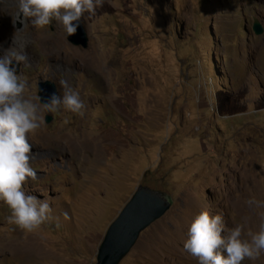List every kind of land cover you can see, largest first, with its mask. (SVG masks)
Here are the masks:
<instances>
[{"label":"rangeland","instance_id":"obj_1","mask_svg":"<svg viewBox=\"0 0 264 264\" xmlns=\"http://www.w3.org/2000/svg\"><path fill=\"white\" fill-rule=\"evenodd\" d=\"M82 21L86 48L28 28L24 51L41 62L25 96L38 103L39 77L61 96L67 79L85 107L43 114L29 134L37 178L23 190L48 201L50 219L22 230L0 202V264H95L138 186L172 204L120 264H199L183 244L203 210L249 239L264 222V206L246 203L264 202V0H104Z\"/></svg>","mask_w":264,"mask_h":264},{"label":"clouds","instance_id":"obj_2","mask_svg":"<svg viewBox=\"0 0 264 264\" xmlns=\"http://www.w3.org/2000/svg\"><path fill=\"white\" fill-rule=\"evenodd\" d=\"M11 3L17 20L23 28L20 34L23 43L4 50L0 56V202L10 210L9 223L26 231H33L50 219L51 207L47 200L23 190L25 182L37 178L30 165L32 145L29 134L34 133L44 122V115L61 108L81 113L84 102L67 79L59 81L62 95L53 94L47 102L38 103L25 96L29 87L26 79L16 74V64L27 65L24 48L28 44V28L42 29L55 21L67 36L74 35L78 22L85 12L95 13L104 0H3ZM30 21V25H29ZM77 22V23H74ZM249 206H264V202L249 199ZM67 217V213H64ZM222 233H226L222 235ZM243 238V226L236 225L225 230L222 215H212L208 210L195 216L188 230L183 247L199 264H242L245 259L254 260L264 252V222L255 233L248 232ZM226 252V256L224 253Z\"/></svg>","mask_w":264,"mask_h":264},{"label":"water","instance_id":"obj_3","mask_svg":"<svg viewBox=\"0 0 264 264\" xmlns=\"http://www.w3.org/2000/svg\"><path fill=\"white\" fill-rule=\"evenodd\" d=\"M252 31L257 36L263 32L257 19H253ZM66 39L73 46L87 47L88 38L80 21L76 33L71 36L66 34ZM37 91L41 103L47 102L53 94L57 95L55 85L49 81L40 82ZM51 121V116L45 117L46 124ZM171 204V197L162 191L138 186L107 227L97 250L95 264H120L135 246L141 233L163 217Z\"/></svg>","mask_w":264,"mask_h":264},{"label":"flooded vegetation","instance_id":"obj_4","mask_svg":"<svg viewBox=\"0 0 264 264\" xmlns=\"http://www.w3.org/2000/svg\"><path fill=\"white\" fill-rule=\"evenodd\" d=\"M13 7L14 6L10 2L4 3L3 0H0V56H3L5 49H8L9 47L14 46V41H15V44L23 43V41L20 38V34H18L17 37L14 36V38L12 40H8V39L5 40L3 38L4 33H6L9 30V27H14V31H16V32H17V30L23 28V24H21L19 22V20H17L14 23L13 17H12V22L10 23L9 22L10 18L9 17L6 18L5 16H3V15H5V9L6 8H13ZM79 21L81 23L83 22L82 17ZM29 25H30V21H29ZM30 28H32V27L30 26ZM32 29L34 30V28H32ZM40 31H41L40 36L45 38L44 41H46V42H51V43L55 44L56 42L62 43L63 39L67 41L66 33L63 31L62 27L59 24H57L55 21H53L52 24H50L49 26H46L45 28L40 29ZM30 37H31V35L28 33V40L30 39ZM70 45L73 46L72 44H70ZM27 57H28V63L26 66L23 64H16L15 61L13 62V66L14 67L16 66L15 68L17 69V73H16L17 75H22L24 73L33 74V76L28 77V78L25 76H21V77L23 79L28 80V85H29L28 88L33 89L35 92V61L40 63L41 57H39V56L36 57V60H35V55H27ZM46 61L48 62V68H51L50 63L53 64L54 63L53 60L47 59ZM40 82H43V80L39 77L38 81L36 83L37 88H38V84ZM54 85H55V83H54ZM55 88H56V85H55Z\"/></svg>","mask_w":264,"mask_h":264},{"label":"bare ground","instance_id":"obj_5","mask_svg":"<svg viewBox=\"0 0 264 264\" xmlns=\"http://www.w3.org/2000/svg\"><path fill=\"white\" fill-rule=\"evenodd\" d=\"M8 30V29H7Z\"/></svg>","mask_w":264,"mask_h":264}]
</instances>
